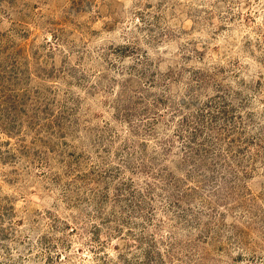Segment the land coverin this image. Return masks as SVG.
Segmentation results:
<instances>
[{"label":"rangeland","instance_id":"obj_1","mask_svg":"<svg viewBox=\"0 0 264 264\" xmlns=\"http://www.w3.org/2000/svg\"><path fill=\"white\" fill-rule=\"evenodd\" d=\"M0 264H264V0H0Z\"/></svg>","mask_w":264,"mask_h":264}]
</instances>
